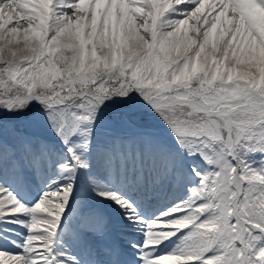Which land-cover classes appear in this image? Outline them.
I'll return each instance as SVG.
<instances>
[{"label":"snow or ice","instance_id":"6c2138e0","mask_svg":"<svg viewBox=\"0 0 264 264\" xmlns=\"http://www.w3.org/2000/svg\"><path fill=\"white\" fill-rule=\"evenodd\" d=\"M0 264H264V0H0Z\"/></svg>","mask_w":264,"mask_h":264}]
</instances>
